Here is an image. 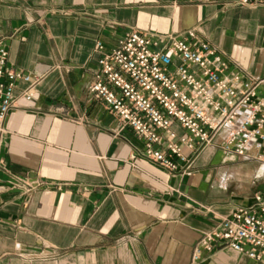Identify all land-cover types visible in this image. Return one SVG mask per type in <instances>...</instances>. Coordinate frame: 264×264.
<instances>
[{"label":"crops","instance_id":"0c3cea01","mask_svg":"<svg viewBox=\"0 0 264 264\" xmlns=\"http://www.w3.org/2000/svg\"><path fill=\"white\" fill-rule=\"evenodd\" d=\"M237 1L0 0L6 65L39 79L8 115L0 148V264H190L202 236L264 198L259 149L243 160L216 137L191 176L164 171L86 90L95 42L133 32L161 42L193 29L225 62L224 77L258 81L264 97V6ZM201 257L257 264L221 246Z\"/></svg>","mask_w":264,"mask_h":264},{"label":"built area","instance_id":"2783aa9c","mask_svg":"<svg viewBox=\"0 0 264 264\" xmlns=\"http://www.w3.org/2000/svg\"><path fill=\"white\" fill-rule=\"evenodd\" d=\"M238 6H264V0H238ZM97 67L87 86L143 142L140 155L164 171L191 176L192 164L220 137L219 150L248 160L252 149L264 161V97H256L255 80L224 77L225 62L190 29L180 37L154 40L137 32L110 45L95 42ZM8 51L0 44V148L5 145L8 115L30 102L38 78L6 65ZM261 82V81H260ZM20 84L24 88L18 90ZM184 131L177 135L173 126ZM185 149V150H184ZM235 209L210 234L202 236L190 264H204L203 252L227 247L264 264V198Z\"/></svg>","mask_w":264,"mask_h":264},{"label":"bare ground","instance_id":"6f19581e","mask_svg":"<svg viewBox=\"0 0 264 264\" xmlns=\"http://www.w3.org/2000/svg\"><path fill=\"white\" fill-rule=\"evenodd\" d=\"M259 171H260L259 172L260 175H264V167H262Z\"/></svg>","mask_w":264,"mask_h":264}]
</instances>
